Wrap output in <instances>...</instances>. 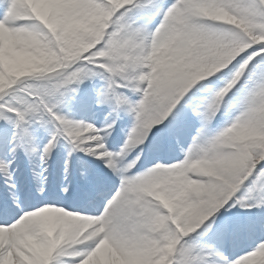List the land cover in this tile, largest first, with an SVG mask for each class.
<instances>
[{
  "label": "snow or ice",
  "instance_id": "obj_1",
  "mask_svg": "<svg viewBox=\"0 0 264 264\" xmlns=\"http://www.w3.org/2000/svg\"><path fill=\"white\" fill-rule=\"evenodd\" d=\"M0 264H264V0H0Z\"/></svg>",
  "mask_w": 264,
  "mask_h": 264
}]
</instances>
